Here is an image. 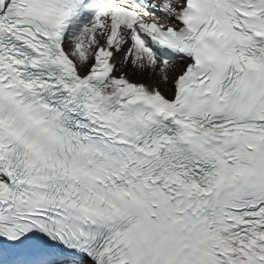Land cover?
<instances>
[{
  "label": "snow or ice",
  "instance_id": "1",
  "mask_svg": "<svg viewBox=\"0 0 264 264\" xmlns=\"http://www.w3.org/2000/svg\"><path fill=\"white\" fill-rule=\"evenodd\" d=\"M0 264H264V0H0Z\"/></svg>",
  "mask_w": 264,
  "mask_h": 264
}]
</instances>
